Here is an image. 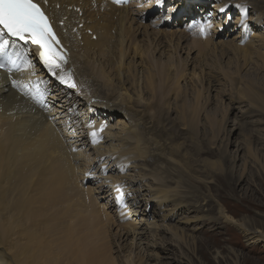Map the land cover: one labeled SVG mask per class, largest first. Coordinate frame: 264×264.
Segmentation results:
<instances>
[{
	"label": "bare ground",
	"instance_id": "obj_1",
	"mask_svg": "<svg viewBox=\"0 0 264 264\" xmlns=\"http://www.w3.org/2000/svg\"><path fill=\"white\" fill-rule=\"evenodd\" d=\"M52 1L61 7L54 12L56 20L67 16L70 22H83L79 34L81 39L72 36L68 41L73 53L72 66L80 85L85 89L82 96L87 98L89 95V102L91 98L99 101L89 113H99L102 122H108L109 126L100 134L97 146L92 148L84 146L81 135H78L80 141H71L65 134L61 119L70 114L74 118H85L87 107L84 99H66L64 95L56 93L55 103H52L56 115L52 124L46 123V116L30 103L23 102L13 87L7 85L5 75L0 73V264H145L142 257L145 254L132 257V247L137 245L134 244V234L130 235L127 244L120 243L124 238L120 234L128 232L146 236L149 241L147 247L154 248L160 254H173L177 250V254H174L177 259L166 263V257L160 258L161 264H181V260L187 257L182 250L186 247L183 240L187 234L162 225L166 219L168 221L169 212L172 214L175 210L178 214L181 209L188 211L182 215L186 217V223L200 222L205 219L203 216L191 217L202 212L201 206H197L199 200L204 206L212 200H206L201 193L199 200L195 193L187 196L186 192H181L183 187L179 178L200 183L201 186L213 184L224 190V199H232L242 191L252 192L253 184L254 188L257 187L256 173L248 178L243 171L239 175H231V170L227 172V168L224 169L225 160L227 162L225 158L220 162V169L216 168L219 162L202 161L205 176L210 178L213 174L211 170L218 171L215 173L219 177H215V181L208 182L207 177L206 180L194 177L196 173L192 176V163L188 165V161L181 159V146L175 142L177 136H166L164 120L167 117L165 110L169 107L167 101L173 97L175 107L170 111L176 114L175 123L180 126L179 130L188 133V118L196 123L199 114L202 115L204 111L201 105L206 99L209 101L203 84H207L208 88L217 86L218 91L223 90V94L229 88L234 89L236 96L241 98L242 90L250 86V82H238L243 71L252 69L264 76V7L260 5L264 0H214L208 8V15L211 14L212 27L208 29L211 37L204 41L189 38V31L177 26L180 22L157 28L159 21L155 19L151 25H144L145 19L142 18L151 13L148 7L156 0H147V4L141 8L136 1L128 7H114L101 0H94L93 4L92 0ZM170 1L176 2L173 10L177 8L180 13L190 12L192 8L184 6L182 1ZM232 1L247 3H241L242 8L236 7L241 9L239 12H244L251 5V10L245 11L242 16L249 13L248 21L252 24L254 34L243 46L240 45L239 32L220 36L214 26L219 20V10ZM68 6L80 7L82 17L78 18L67 11ZM73 25L76 26V23ZM148 26L149 31L146 30ZM183 27H187V24ZM141 29L146 36L142 44L135 39L136 32L141 34ZM86 30H90L91 35H87ZM149 34L153 37H148ZM92 35L96 36L95 41H91ZM164 36L166 39L162 41L160 38ZM73 38H77L76 43H73ZM184 42L189 46L186 54L190 56L196 53L194 61L201 63L198 72L193 68L191 73H187V64L184 62L187 57L180 58ZM218 52L219 56H216ZM164 55L171 61H162ZM211 58L213 61L207 63ZM222 58L227 59L225 67ZM134 60L139 61L138 65ZM229 65L233 66L228 70ZM137 68H141V76ZM187 89L193 91L190 110L184 108ZM259 97L252 95L250 98L248 94L251 102L257 101ZM92 122L100 125L96 119ZM225 131H222L220 144L223 142V153L234 163L236 156L228 152L232 141L223 138ZM230 132L233 134V130H227V135ZM164 135L169 143L159 139H163ZM198 146H202V149L196 155L212 154L210 150L204 151L207 148L202 142ZM100 157H105L104 165H108L109 171L102 183H98L101 173L97 160ZM149 162L156 164L153 170L148 169ZM114 172H119L116 174L120 176ZM90 177L93 180H88ZM148 180L155 187L151 201L155 200V207L159 210L157 214L147 213V205L142 202L146 196L142 193L144 187L149 189L144 185ZM115 184L127 188L125 194L133 195L128 200L129 207L115 215L118 224L114 223L115 213L112 212L113 205L109 199ZM239 201L242 204L246 198H239ZM161 208L169 212L162 216ZM127 211L130 213L126 215ZM216 211L213 222L238 228L245 241L249 242L248 246L264 243V230L256 228L253 232V222L237 220L220 206ZM148 218L152 221L148 224L150 228L147 225L142 228ZM256 224L260 225L258 222ZM115 228L118 234L112 233ZM136 229L141 230L138 232ZM161 233L168 234L169 239L162 238ZM221 235L226 236L225 231H215L212 236L217 240ZM235 241L229 240L227 243L238 247ZM114 246L122 248L119 253L128 249L127 254L118 260L117 253L115 256L113 252Z\"/></svg>",
	"mask_w": 264,
	"mask_h": 264
},
{
	"label": "rangeland",
	"instance_id": "obj_2",
	"mask_svg": "<svg viewBox=\"0 0 264 264\" xmlns=\"http://www.w3.org/2000/svg\"><path fill=\"white\" fill-rule=\"evenodd\" d=\"M209 1L211 3H214V0H209ZM170 3L174 5L176 4V2L174 3L171 1ZM260 5L264 7V2L261 1ZM249 6L251 7V5H248L243 11L248 12L250 10ZM198 8L201 9V7H198ZM187 9H189V7ZM240 10L241 9H238V11ZM196 12H198V9L193 8V7L191 8L190 12L182 11L181 13H184L185 16L188 17V20H186L184 23L187 24L192 19H194V17L196 16ZM187 13H189V15ZM149 17H151V15L148 14L145 20L143 21L144 25L152 23L153 19H150L149 21H147ZM176 22L177 23L180 22V25H177V26L179 27L182 26L181 25L182 21H180L177 18L171 24H174ZM148 27L149 28H146V30L149 31L150 26ZM149 36L150 38L153 37L152 34H149L148 37ZM145 37H146L145 34L142 33V29H141V34H139V32L138 33L136 32L135 39L140 44H142L145 41ZM160 39L164 41V39L166 38L164 36V37H161ZM186 43L187 42L182 43V53L180 54V58L184 59L185 55L187 57L185 58V61H184L187 64L186 65V70L188 71L187 73H191L193 68H194V71L198 72V67L201 65V63L194 61V57L196 53H194L193 55L189 54L190 56L186 54L187 53L186 50L189 49V46H187ZM179 44H181V42H179ZM166 56L167 55H164V57H162L161 60L171 61L168 58V56L167 57ZM216 56H219V52L216 54ZM205 57L206 56H204L203 59H205ZM228 57L229 55L227 56V58ZM223 60H224V63H222V65L224 66L227 62V59L222 58V62ZM134 61H136V64L138 65L139 61L138 60H134ZM212 61H213V58L207 61V63H211ZM232 66L233 65H229L228 70L229 68L231 69ZM246 68L249 69V67H246ZM137 69L139 71V76H141V68H137ZM241 77L242 78H240L238 82L240 80H243L245 82H250L249 88L242 90L241 98L236 96L237 93L234 89L229 88V91H224L225 94H223V90L218 91L217 86L208 88L207 84H203V88L206 91L205 93L209 96L208 97L209 101L206 99V102L201 105L204 111L202 110L203 111L202 115L199 114V118L196 123L188 118V122L190 124V129L188 133H184L183 131H180L179 130L180 126L175 123L176 114L174 113V111L172 112L170 111L171 109L175 107V102L173 101V97L171 99H168L167 101V103L169 102V107H167L165 110L167 113L165 116L167 117H166V120H164V124L166 126V136L167 134H171L172 136H177L175 142L180 144L181 153L183 155L182 158L181 157L180 158L184 159L185 162L188 161L186 162L188 165L192 163V165H190V168L194 170L192 171V176H194L193 174L196 173L195 174L196 176L194 177L198 176V178L206 180L207 176H205V174L203 173L205 170V167L202 161L204 160V161H211V162H219V165L217 164L216 168L220 169L222 168V164H220V162L222 161V159L224 160L225 158H227V162L225 160L224 169L227 168L226 169L227 172L232 171L231 172L232 174L230 173L231 175L233 174L239 175L243 171V173L246 175V178H248V176H250L251 174L256 173V178H255L256 183L255 184L257 185V187L254 188L255 185L253 184L251 188L252 192L246 191L245 193L244 191H242L241 193H238V195L235 196L236 198H232V199H228V198L224 199L223 198V195L225 194L223 192L224 190H221L219 187L216 188L213 184H206V186H201L200 183L195 184L193 183V181L192 182L189 180L187 181V179L183 177L179 178L181 182L180 185L181 187H183L182 188L183 190L181 192L183 193L186 192L187 196L191 195V193H195L197 196H199V194L201 193L203 197H206V200L208 199L212 200V202H209L207 203L206 206H204L203 203L201 202V199H200L201 197L200 196L198 197V200L199 199L200 200L197 206L199 205L201 206L200 211L202 210V212H198L197 214L191 215V217H194L195 215L197 216V218L203 216L205 219H202L200 222L194 221L192 223L191 222L186 223L185 222L186 217H183L188 212L186 209H181L182 212L179 211L178 214H177L178 211L175 212L174 210V213L171 214V212H169L168 210L164 211V209L161 208L162 216L166 215L167 212L170 213V215L168 216L169 217L168 221L166 219V221L163 223L162 226H170L175 229H178L181 233L184 232L185 234H187L185 239L183 240L184 242H186L184 244L186 247L182 249L185 252L187 257H184V260L180 259L182 262L181 264H185L186 261L188 262V263L186 262L187 264H244V263L245 264H264V243L260 242L257 245L251 244L248 246L249 242L245 241L246 238H244L240 234V231L238 228L234 226L232 227L231 225H227L222 222H219L218 225L216 224V222H213L214 216H216V213H217L216 210L218 206H220L221 208L223 207L224 209H226L228 214L233 216L235 219L238 218L237 220H242L245 223L253 222L255 224V227H254L255 229L253 228L254 230H252L253 232H255L256 228L258 229L261 228L262 230H264V210H263L264 208V199H263L264 198V76L259 74L258 71L255 72V70H252V69H249V71H247L246 69V71L242 72ZM186 94H187V100L184 102V108L186 110H190L191 105H192L190 102H192V99H193V91L191 89L190 90L187 89ZM248 94H250V98L252 97V95H260V97L258 98L257 101L251 102L250 99L248 98ZM220 102L223 104V106H221ZM199 103L201 104V102ZM224 130L226 131L224 133L225 137L223 136V138L224 139L228 138V141L229 140L232 141V144L230 145V147H228V152L230 151L233 153V155L236 156V161L234 163H231L229 156L226 157L227 154L223 153V149L221 147V145H223V142L222 144H220V140L223 135L222 131ZM227 130L228 131L233 130V134L230 132L227 135ZM166 136L164 135L163 139L162 138H159V139L165 140V143H169L168 141L169 139L166 138ZM201 142L208 149V150L205 149L204 151L208 152L210 150V152L212 153L211 155H207V156H204V154L196 155V153L199 152L200 149H202V146H198L199 143ZM241 147H242V150H239L241 149ZM235 149L236 150L238 149L239 151H236ZM90 151L89 153H92ZM155 165L156 164H152V162H149L147 164L149 170H153ZM259 170L262 172L261 174H259L260 172ZM211 171L213 172V174L211 173L212 176L210 178L207 177L210 179V180L207 179L208 182L209 181L213 182V180L215 181V177L217 178L219 177L217 174L218 173L217 170H214V171L211 170ZM116 173H119V172H114V174L117 176L118 174ZM172 173L175 174L174 172ZM201 173L204 174L203 177ZM118 176H120V174ZM104 178L106 177H103L100 175L98 183H102L104 181ZM175 181H178V179ZM144 185L146 187H149V189L144 187L142 193L145 194L146 196L144 197L145 201H142V202H145L144 205H147V207L149 206L148 208L150 210L148 211H150V213L157 214L159 213V210L157 207H155V204H156L155 200L151 201L152 200L151 194L154 193L153 190H155V187L151 186V184L149 183V180L145 181ZM244 196H247V197H244ZM110 197L109 199L112 201V197L111 198ZM239 198L240 199L246 198V201L240 204ZM221 200H225V202ZM123 209L124 208H122V210ZM141 209H143V207H141ZM205 209H207V212H204ZM112 212L115 213L113 214L114 223L118 224V221L115 215H118L119 212L121 211L116 212L114 205H113ZM256 214H259V215H256ZM210 215H213V216H210ZM209 217H211V219ZM133 218L134 217H132V219ZM207 218L211 222H207L208 221L206 220ZM151 222L152 221L148 218V222L145 225H142V228H144L146 225L148 226V228H150L151 225H148V224H151ZM256 222H258L260 225L256 224ZM136 230L140 232L141 229H136ZM215 231L220 232V233L225 231L226 236L221 235V236H218L219 239L217 238V240H221V242L215 240L214 237L212 236L215 233ZM112 233L118 234V230H116L115 228L112 230ZM132 234H134V244H137L136 247L134 245L132 247V257L137 258V256L139 257L140 254L141 255L145 254L144 256H142L144 257L143 262H145V264H161L160 258L163 259L165 257H166L165 258L166 260L164 261L166 263L172 262L173 258L177 259V257L175 258L174 256L175 253L177 254V250L174 249L175 251H173V254L171 253L160 254L159 252H156L154 248L147 247V244L149 243L148 239L146 240V236H142V237L139 236L137 232H128L125 234H120L121 236H124V238L120 240V243L127 244L129 241L130 235ZM125 235H129V237L126 238ZM161 237L165 239L166 238L169 239V235L165 233H161ZM223 240H225V243L223 242ZM226 240L227 241L232 240L234 242H236L235 240H237L238 247L230 246ZM121 249L122 248L119 246H114L113 248V252L115 256L117 253L116 258L118 260L121 259L120 258L121 256H124L127 254L128 249H125L124 252L119 253ZM157 254H158V257H155V255ZM185 258H186V261H185ZM218 261H220V263H217Z\"/></svg>",
	"mask_w": 264,
	"mask_h": 264
},
{
	"label": "snow or ice",
	"instance_id": "obj_3",
	"mask_svg": "<svg viewBox=\"0 0 264 264\" xmlns=\"http://www.w3.org/2000/svg\"><path fill=\"white\" fill-rule=\"evenodd\" d=\"M46 2L47 0L43 3L38 0H0V72H6L11 76L14 71H19L22 67L31 68L29 59V46H31L35 48L39 61L51 75L59 79L60 83L74 88L76 85L72 81V76L65 70V65L68 63L67 53L44 9ZM156 2L162 5L163 0ZM228 7L229 5L226 4L220 11L225 12ZM236 7L242 8V5ZM246 19L247 17H244L240 21V26L243 28L248 27ZM210 26L205 22L195 24L193 27L200 36L205 37ZM18 42L24 47H19ZM12 86L25 95L31 94V98L37 103H43L44 94L38 85L30 86L28 91H25L24 84L12 80ZM105 126L102 124L100 130L102 131ZM90 137L93 143L98 142L96 131L90 132ZM116 191L119 202L123 193L119 186Z\"/></svg>",
	"mask_w": 264,
	"mask_h": 264
},
{
	"label": "clouds",
	"instance_id": "obj_4",
	"mask_svg": "<svg viewBox=\"0 0 264 264\" xmlns=\"http://www.w3.org/2000/svg\"><path fill=\"white\" fill-rule=\"evenodd\" d=\"M150 210L148 207L146 208V211ZM149 212V211H148Z\"/></svg>",
	"mask_w": 264,
	"mask_h": 264
}]
</instances>
